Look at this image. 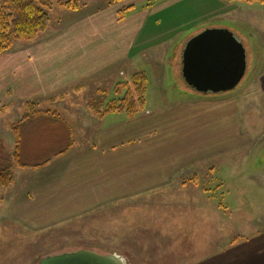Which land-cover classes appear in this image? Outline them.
I'll return each mask as SVG.
<instances>
[{"label": "crops", "instance_id": "crops-1", "mask_svg": "<svg viewBox=\"0 0 264 264\" xmlns=\"http://www.w3.org/2000/svg\"><path fill=\"white\" fill-rule=\"evenodd\" d=\"M97 2L99 5L93 10L87 11L86 4L80 10L86 12L55 27L51 19L46 32L37 39L17 42L11 51L0 55V113L14 105L23 106L21 103L25 106L29 101L41 104L40 100L50 103L60 100L61 105L66 98L63 93H102L103 87L113 91L114 81L129 69L134 72L125 76L124 82L142 71L151 80L142 68L145 62L150 63L155 76H163L160 63L172 48L171 37L182 27L203 25L217 17L247 19V13L251 12L247 8H252L243 2L226 4V0H216L218 8H210L209 1L203 0L202 9L193 7L190 0H125L113 5L103 0ZM68 15L66 9L60 10L61 18ZM160 21L166 25L161 27ZM90 101L83 105L66 104L69 109L62 114L63 123L51 121L50 117L26 122L22 161L30 157L50 158L37 164L40 167L28 165L15 170L13 184L3 193V219L21 221L39 230L59 223L60 218L68 215V218L88 215L89 209L97 213L104 207L134 206L136 212L146 214L153 207L174 205V209H166L169 221L185 213L179 200L171 202L184 189L193 193L184 201L188 211L182 222L189 228L197 223L210 224L211 216L198 214L206 211L212 199H203L206 194L195 193L206 189L201 187V181L208 175L195 166L211 151L207 152L206 146L183 149L181 143L194 134L207 136L203 116L197 109L200 105L218 106V103L202 100L181 103L168 114L166 107L159 108L158 113L147 102L145 111L133 119L125 114L101 119L88 110ZM157 116L162 117L160 121ZM177 125L180 132L176 135ZM187 126L191 130L185 133ZM56 146V153L51 155ZM62 146L65 150H60ZM188 154L191 158L186 166L180 167L178 161ZM195 206L199 208L188 215L190 207ZM58 207L63 210L61 216L54 210ZM240 242L230 248L225 243L216 246V255L197 264H264V229ZM192 244L196 251V243ZM205 245L212 250L211 241Z\"/></svg>", "mask_w": 264, "mask_h": 264}, {"label": "rangeland", "instance_id": "rangeland-1", "mask_svg": "<svg viewBox=\"0 0 264 264\" xmlns=\"http://www.w3.org/2000/svg\"><path fill=\"white\" fill-rule=\"evenodd\" d=\"M202 1L190 0V3L193 7L202 9ZM208 1L210 8L220 7L216 0ZM49 2L53 5L49 11L53 21L52 27L63 24L78 13L86 12V9L80 11L86 4L89 5L87 11L99 5L97 0H49ZM225 3L231 5L233 2L226 0ZM61 4H68L70 9ZM244 5L252 7L247 8L251 11L247 13V19L239 16L231 19L217 17L203 25L200 23L191 27L184 26L174 34L170 42L172 48L168 51L170 54H165L164 60L160 63L163 76H155L150 63L145 62L142 65L143 70L150 74L153 83L150 84L147 96L151 110L158 112L159 108L166 107L168 114H171L181 103H195L197 100L218 103V106L200 105L197 109L203 116L207 136L195 137L194 134L181 143L183 149L198 150L206 146L207 152L211 151L210 156L198 161L195 166V169L202 170L208 175L206 179L200 180L203 184L201 187L205 186L206 189L196 190L195 193L206 194L203 199L208 197L212 199L206 211L198 214L200 217L211 216L210 224L202 226L197 223L189 228L187 223L182 222L181 219L187 217L188 211V205L184 201L190 199L193 193V190L186 193L184 189L179 190L175 197L177 199L172 195L171 199L174 200L171 202L175 204L179 200L185 213L177 215L179 217L176 219L172 217L169 221L166 209H174V205L153 207L151 212L146 214H143V211L136 212L134 206L104 207L97 213L89 209L88 215L70 218L68 215L46 229L34 230L21 221L3 219L1 213L5 207H2V203L0 264H38L45 257L80 249L103 255L112 253L125 255L132 264H197L204 262L211 255H216V246L225 243V247L230 248L241 244L240 241L247 235L264 229V3ZM181 6L187 10L184 5ZM61 9H66L70 15L61 18ZM159 24L161 27L166 25L162 21ZM208 29L229 30L246 51L245 74L233 90L221 93L197 92L183 77L180 55L184 43ZM131 70L133 69L127 70L122 78H117L112 88L124 83L125 76L134 72ZM63 96L66 97L63 100L65 103L61 105L60 100L52 103L40 100L39 110L62 115L69 109L66 104L83 105L86 100H95L104 107L111 101L118 100L114 90L107 91L104 87L102 93L97 91L84 95L63 93ZM21 105L23 106L14 105L0 113V137L10 152L15 149L11 125L19 122L26 113L24 104ZM75 108L76 106L70 110ZM15 117L17 119H14ZM160 118L162 117H156L159 121ZM197 118L201 121L199 116ZM51 121L61 123L55 119ZM179 127L180 125L175 127L176 135L180 132ZM190 130L191 126H187L185 133ZM56 148L57 146L52 148L51 155L56 153L54 152ZM63 149V146L60 147V150ZM48 158L50 156L30 157L23 159V162L34 166L45 163ZM189 158L190 154L182 156L178 161L179 166H186ZM220 185L222 187H219ZM5 191V188L0 187L3 202ZM198 208L190 207L188 215ZM54 210L59 216L62 215L61 208ZM192 222L190 220V224ZM189 230L190 233L196 232V235L189 237ZM209 241L212 242V250L205 245ZM192 243H196V251L191 248Z\"/></svg>", "mask_w": 264, "mask_h": 264}, {"label": "trees", "instance_id": "trees-1", "mask_svg": "<svg viewBox=\"0 0 264 264\" xmlns=\"http://www.w3.org/2000/svg\"><path fill=\"white\" fill-rule=\"evenodd\" d=\"M123 1L125 0H105L107 5H113ZM229 1L264 3V0ZM62 6L70 9L68 4ZM52 8L53 5L49 0H0V55L11 51L15 43L32 42L40 34L46 32L51 22L49 11ZM150 84L152 85V81L146 73H137L127 82L118 84L115 87L114 93L117 95L116 98L118 100H113L104 107L93 100L89 103L88 110L101 119L112 114H125L127 117L133 119L144 112L147 107V96ZM24 107L26 113L23 118L19 122L11 125V131L15 139V149L13 152L7 150L3 139L0 137L1 188H7L13 184L15 170L28 167L21 159L23 129L26 122L39 117H50L60 122L63 121L62 115H59L57 112L39 110V104L37 102L29 101ZM40 166L42 165H36L34 168ZM2 203L3 198L0 196V205Z\"/></svg>", "mask_w": 264, "mask_h": 264}, {"label": "water", "instance_id": "water-1", "mask_svg": "<svg viewBox=\"0 0 264 264\" xmlns=\"http://www.w3.org/2000/svg\"><path fill=\"white\" fill-rule=\"evenodd\" d=\"M246 51L229 30L208 29L190 39L182 54V73L197 92H227L244 77ZM38 264H132L125 255L80 249L51 255Z\"/></svg>", "mask_w": 264, "mask_h": 264}, {"label": "bare ground", "instance_id": "bare-ground-1", "mask_svg": "<svg viewBox=\"0 0 264 264\" xmlns=\"http://www.w3.org/2000/svg\"><path fill=\"white\" fill-rule=\"evenodd\" d=\"M181 75V74H180Z\"/></svg>", "mask_w": 264, "mask_h": 264}]
</instances>
